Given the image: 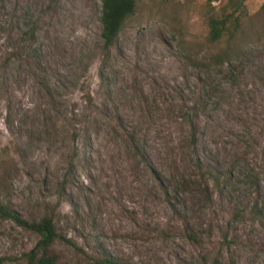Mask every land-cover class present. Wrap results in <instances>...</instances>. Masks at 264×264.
<instances>
[{"label": "rangeland", "instance_id": "374dc122", "mask_svg": "<svg viewBox=\"0 0 264 264\" xmlns=\"http://www.w3.org/2000/svg\"><path fill=\"white\" fill-rule=\"evenodd\" d=\"M100 19L0 0V202L62 264H264V0H136L107 51ZM37 240L0 217L1 264Z\"/></svg>", "mask_w": 264, "mask_h": 264}, {"label": "trees", "instance_id": "16d2710c", "mask_svg": "<svg viewBox=\"0 0 264 264\" xmlns=\"http://www.w3.org/2000/svg\"><path fill=\"white\" fill-rule=\"evenodd\" d=\"M167 2L169 0H161ZM243 1V0H242ZM101 3V39L104 50L111 48L119 33L123 30L126 21L133 16L136 8V0H100ZM239 17L235 13H221L218 16H210L207 19L208 43L217 44L224 36L232 38L238 29ZM34 31L29 33L34 39ZM32 59H38L36 50L30 51ZM0 217L12 221L16 226L37 235L38 240L34 247L24 255L26 264H62L54 251L61 237L58 235L53 217L44 215L39 220H25L15 210L0 202ZM194 239V237H192ZM195 240V239H194ZM3 259H0V264ZM98 264H121L108 256L98 259Z\"/></svg>", "mask_w": 264, "mask_h": 264}]
</instances>
